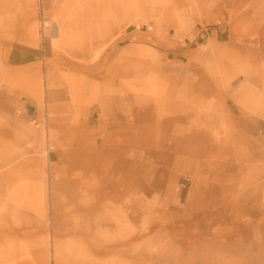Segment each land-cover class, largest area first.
Listing matches in <instances>:
<instances>
[{
	"label": "rangeland",
	"instance_id": "rangeland-1",
	"mask_svg": "<svg viewBox=\"0 0 264 264\" xmlns=\"http://www.w3.org/2000/svg\"><path fill=\"white\" fill-rule=\"evenodd\" d=\"M16 4L43 58L30 107L1 32L0 264H264V0ZM155 107L166 133L133 142Z\"/></svg>",
	"mask_w": 264,
	"mask_h": 264
},
{
	"label": "crops",
	"instance_id": "crops-1",
	"mask_svg": "<svg viewBox=\"0 0 264 264\" xmlns=\"http://www.w3.org/2000/svg\"><path fill=\"white\" fill-rule=\"evenodd\" d=\"M12 5H17L16 0ZM50 5V2L48 3ZM17 12V11H16ZM18 15V13H17ZM23 26L17 18L12 21V23L8 22L7 29L10 33L8 37V43L6 40L3 45L11 46V50L8 54V64L11 69V73L9 76L10 82L17 88V91L22 95L28 96L27 101L30 107H34L35 100L38 98V91L40 87V62L42 61V52L41 47L38 45V38L34 32L30 35L22 34ZM34 31V28H33ZM264 93V90H263ZM255 94L260 95V90H256ZM260 137V135H259ZM146 143L149 142L150 139L144 137ZM140 136H136L133 138V142H139ZM181 142V141H180ZM181 147V146H180ZM231 151V149L229 148ZM229 152V151H228ZM230 153V152H229ZM231 154V153H230ZM255 155V153H252ZM215 157H221L218 152L214 153ZM228 161V160H227ZM210 162V163H209ZM219 165H213L214 161L208 160V162H200L198 157L193 158L190 161V168L187 166V169L191 172L193 177L196 179L198 184H203V190L213 192L217 187L226 186L231 189H238L241 174L237 172H233L234 169H226L224 163L223 165L220 163V159L216 160ZM180 166H183L181 161H178ZM222 165V166H221ZM223 168L222 171L220 168ZM255 169L253 168V171ZM246 177V172H245ZM244 183V182H243ZM207 201L213 200V198H207ZM209 204V203H208ZM211 204V203H210Z\"/></svg>",
	"mask_w": 264,
	"mask_h": 264
},
{
	"label": "bare ground",
	"instance_id": "bare-ground-1",
	"mask_svg": "<svg viewBox=\"0 0 264 264\" xmlns=\"http://www.w3.org/2000/svg\"><path fill=\"white\" fill-rule=\"evenodd\" d=\"M12 1L13 0H0V34L1 32L8 31L6 30L8 22L9 23H12V21L14 22V19L17 17V13L15 9L13 8ZM52 27L54 29L55 25L53 24ZM159 112H160L159 108H156V107L154 109H149V110L142 108L141 110H138L137 112L131 109L127 112V118L142 119V120L149 119L153 121L152 125H149L146 128L142 129L141 131H138L137 136H140L139 142H144L146 144L144 135L151 136L153 132L154 134L157 135V138L153 135L151 138L153 139L154 143L155 142L157 143V141L161 140L159 135H161L162 132L164 134L166 133L164 129L167 127L168 119L166 120L165 118H163V114ZM157 114L159 116H157ZM47 145H49V147L51 146V141L49 138L47 140ZM180 146H181V143H180L179 135H176L174 136V138L172 139L170 143V147L173 148L174 154H177L179 152V150L182 148ZM124 165H125L124 163L120 164V166H124Z\"/></svg>",
	"mask_w": 264,
	"mask_h": 264
},
{
	"label": "built area",
	"instance_id": "built-area-1",
	"mask_svg": "<svg viewBox=\"0 0 264 264\" xmlns=\"http://www.w3.org/2000/svg\"><path fill=\"white\" fill-rule=\"evenodd\" d=\"M48 26H49V24H47L45 22L43 23V29L47 28ZM260 134H262L264 136V124L260 129Z\"/></svg>",
	"mask_w": 264,
	"mask_h": 264
}]
</instances>
